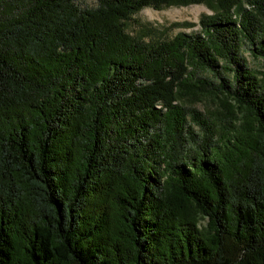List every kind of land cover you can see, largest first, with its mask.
<instances>
[{
	"label": "trees",
	"instance_id": "trees-1",
	"mask_svg": "<svg viewBox=\"0 0 264 264\" xmlns=\"http://www.w3.org/2000/svg\"><path fill=\"white\" fill-rule=\"evenodd\" d=\"M78 1L0 0V264H264V0Z\"/></svg>",
	"mask_w": 264,
	"mask_h": 264
},
{
	"label": "rangeland",
	"instance_id": "rangeland-1",
	"mask_svg": "<svg viewBox=\"0 0 264 264\" xmlns=\"http://www.w3.org/2000/svg\"><path fill=\"white\" fill-rule=\"evenodd\" d=\"M213 3L215 5V2ZM77 4L82 9L96 6L94 0H82ZM212 13L213 10L203 4L171 5L160 9L146 7L132 16V20L127 26V32L146 42L169 40L179 33L198 34L200 18ZM242 56L249 68L261 70V61L253 58L247 47L242 50ZM186 105H190L205 115L220 108L218 101L202 97L191 99Z\"/></svg>",
	"mask_w": 264,
	"mask_h": 264
}]
</instances>
